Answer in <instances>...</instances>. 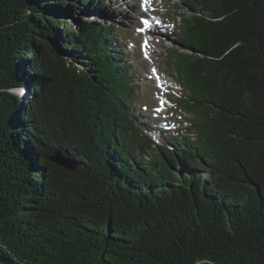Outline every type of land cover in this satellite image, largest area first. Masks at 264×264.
Masks as SVG:
<instances>
[{
  "label": "trees",
  "instance_id": "1",
  "mask_svg": "<svg viewBox=\"0 0 264 264\" xmlns=\"http://www.w3.org/2000/svg\"><path fill=\"white\" fill-rule=\"evenodd\" d=\"M180 3L191 126L158 145L131 111L147 83L123 36L81 18L92 0H0L1 257L264 264V0Z\"/></svg>",
  "mask_w": 264,
  "mask_h": 264
},
{
  "label": "rangeland",
  "instance_id": "2",
  "mask_svg": "<svg viewBox=\"0 0 264 264\" xmlns=\"http://www.w3.org/2000/svg\"><path fill=\"white\" fill-rule=\"evenodd\" d=\"M92 1L94 6L90 7V15L81 18L86 22H99L112 27L123 36L119 44L113 41L112 46L127 49L125 60H130L132 65L138 63L140 68L137 65L136 69L133 68L137 80H141L142 86L147 83L136 91L137 96H132L135 102L131 111L144 133L155 143L166 144L164 131L170 129L172 136L191 126L189 120L192 116L183 112L178 105L184 90L172 68L170 54L173 48L191 53L178 42L184 28L182 15L189 13L190 9L181 4V0H148V4L142 0H108L106 5L101 6L96 0ZM144 20L148 23H142ZM145 25L152 32L142 35ZM19 92L26 94L25 91ZM164 106H169L166 113L160 111V107ZM152 154L148 153L147 161L151 160Z\"/></svg>",
  "mask_w": 264,
  "mask_h": 264
},
{
  "label": "water",
  "instance_id": "3",
  "mask_svg": "<svg viewBox=\"0 0 264 264\" xmlns=\"http://www.w3.org/2000/svg\"><path fill=\"white\" fill-rule=\"evenodd\" d=\"M52 161L65 170H68L71 172H75L77 170L76 163L69 160L68 158L63 157L62 155H57L53 157ZM0 264H13V263L0 256Z\"/></svg>",
  "mask_w": 264,
  "mask_h": 264
},
{
  "label": "snow or ice",
  "instance_id": "4",
  "mask_svg": "<svg viewBox=\"0 0 264 264\" xmlns=\"http://www.w3.org/2000/svg\"><path fill=\"white\" fill-rule=\"evenodd\" d=\"M148 0H144V3L147 4ZM142 23L147 24L148 22L146 20L142 21Z\"/></svg>",
  "mask_w": 264,
  "mask_h": 264
},
{
  "label": "bare ground",
  "instance_id": "5",
  "mask_svg": "<svg viewBox=\"0 0 264 264\" xmlns=\"http://www.w3.org/2000/svg\"><path fill=\"white\" fill-rule=\"evenodd\" d=\"M168 148V147H167ZM108 209V208H107Z\"/></svg>",
  "mask_w": 264,
  "mask_h": 264
}]
</instances>
